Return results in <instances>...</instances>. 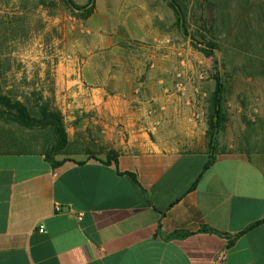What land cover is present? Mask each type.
<instances>
[{"label": "crops", "instance_id": "1", "mask_svg": "<svg viewBox=\"0 0 264 264\" xmlns=\"http://www.w3.org/2000/svg\"><path fill=\"white\" fill-rule=\"evenodd\" d=\"M141 7L132 28L99 34L92 55L78 49L81 75L74 61L57 64L61 166L41 149L0 146V264H264V171L211 150L201 94L172 76L182 42L161 73L147 69L161 32L147 20L157 11Z\"/></svg>", "mask_w": 264, "mask_h": 264}, {"label": "rangeland", "instance_id": "2", "mask_svg": "<svg viewBox=\"0 0 264 264\" xmlns=\"http://www.w3.org/2000/svg\"><path fill=\"white\" fill-rule=\"evenodd\" d=\"M74 1L87 4L89 0ZM172 2L184 13L181 26L176 25ZM137 6H142V14H146L145 7L149 15L157 11L155 18L147 20L161 32L147 44L151 50L147 69L161 73L162 64L171 65L167 48L182 42L179 57L186 62L181 73H172L174 66L169 73L178 79L177 89L183 83L185 93L201 94L199 105L207 107V118L219 71L226 86L227 121L216 147L244 153L264 171V0H95L94 13L87 19L64 0H0V93L21 100L32 110L46 104L56 109L60 106L55 94L57 64L74 61L81 75L88 54L78 49L91 51L99 34L132 28L135 19L130 14L137 13ZM209 41L218 46L214 57L205 56L195 46L206 47ZM109 54L110 58L100 55V62L112 63L114 53ZM187 101L192 104L191 98ZM0 128L17 139L8 135V143L0 145L4 147L20 148L19 139L42 144L49 138L46 130L30 131L15 123L1 121Z\"/></svg>", "mask_w": 264, "mask_h": 264}, {"label": "trees", "instance_id": "3", "mask_svg": "<svg viewBox=\"0 0 264 264\" xmlns=\"http://www.w3.org/2000/svg\"><path fill=\"white\" fill-rule=\"evenodd\" d=\"M64 2L71 8L72 11H77L79 14H83L84 19L89 18L95 10V0H89L87 4H78L74 0H64ZM172 8L176 15V25L181 26L184 22V13L173 2ZM195 46L207 57H214L215 50L218 47L213 41L206 43V47ZM218 69V68H217ZM216 86L211 97V106L208 117V137L210 141L211 150H216V138L219 133L225 128L227 121V114L224 109L223 99L226 86L222 81L220 72L217 71L215 75ZM5 121L7 123H15L23 129L27 130H46L49 134V138L42 144H35L34 141L19 139L21 142L20 152H36L39 151V147L46 155L47 161L54 167L61 166L64 160H57L56 156L63 154L68 145V133L65 127L62 113L50 104L38 105L37 110L30 109L27 104L18 99H13L9 95L0 93V122ZM15 138L14 135L4 134L0 128V144L8 142L6 137ZM13 136V137H12ZM16 139V138H15ZM17 140V139H16ZM215 162V157L211 156L207 163V167ZM189 233H173V237H184Z\"/></svg>", "mask_w": 264, "mask_h": 264}, {"label": "built area", "instance_id": "4", "mask_svg": "<svg viewBox=\"0 0 264 264\" xmlns=\"http://www.w3.org/2000/svg\"><path fill=\"white\" fill-rule=\"evenodd\" d=\"M178 90H180V91H182V92H184L185 90H184V84L183 83H179L178 84ZM58 210H61V208H58ZM40 231L41 232H45V229H44V226H42L41 228H40Z\"/></svg>", "mask_w": 264, "mask_h": 264}, {"label": "water", "instance_id": "5", "mask_svg": "<svg viewBox=\"0 0 264 264\" xmlns=\"http://www.w3.org/2000/svg\"><path fill=\"white\" fill-rule=\"evenodd\" d=\"M68 209H69V207H68Z\"/></svg>", "mask_w": 264, "mask_h": 264}]
</instances>
